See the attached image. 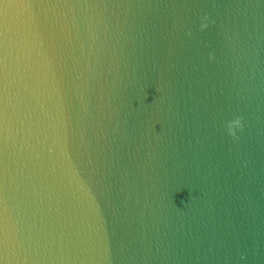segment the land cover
I'll list each match as a JSON object with an SVG mask.
<instances>
[{
  "label": "water",
  "instance_id": "water-1",
  "mask_svg": "<svg viewBox=\"0 0 264 264\" xmlns=\"http://www.w3.org/2000/svg\"><path fill=\"white\" fill-rule=\"evenodd\" d=\"M0 264H264V0H0Z\"/></svg>",
  "mask_w": 264,
  "mask_h": 264
},
{
  "label": "clouds",
  "instance_id": "clouds-1",
  "mask_svg": "<svg viewBox=\"0 0 264 264\" xmlns=\"http://www.w3.org/2000/svg\"><path fill=\"white\" fill-rule=\"evenodd\" d=\"M204 27H207V25H204Z\"/></svg>",
  "mask_w": 264,
  "mask_h": 264
}]
</instances>
